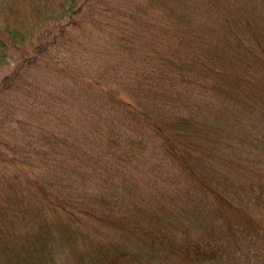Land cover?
<instances>
[{
	"label": "trees",
	"instance_id": "1",
	"mask_svg": "<svg viewBox=\"0 0 264 264\" xmlns=\"http://www.w3.org/2000/svg\"><path fill=\"white\" fill-rule=\"evenodd\" d=\"M5 67L0 264H264V0H0Z\"/></svg>",
	"mask_w": 264,
	"mask_h": 264
},
{
	"label": "rangeland",
	"instance_id": "2",
	"mask_svg": "<svg viewBox=\"0 0 264 264\" xmlns=\"http://www.w3.org/2000/svg\"><path fill=\"white\" fill-rule=\"evenodd\" d=\"M144 40H146V39L143 38L142 41H141V42H142V45L144 44ZM107 51H110V52H111V54H112V60H115L116 57H117V55H116L114 52H112V51H115V49H114L113 47H110V50H107ZM9 73H10V68H9V67H5V68L1 69V70H0V81L3 79V77H4L5 75H7V74H9ZM39 79H41V78L39 77ZM37 81H39V80H38V77H37ZM80 100L82 101V99H80ZM74 107H75V106H73V108H74ZM91 227H92V225L89 224V225H87L86 227H84L83 230H84L88 235H91V237H92L93 239L98 238L99 235L94 234L93 230L90 231ZM76 247H78V246H76ZM67 253L69 254V251H67ZM63 264H73V258H72V255H69L68 260L65 261ZM74 264H75V263H74Z\"/></svg>",
	"mask_w": 264,
	"mask_h": 264
}]
</instances>
